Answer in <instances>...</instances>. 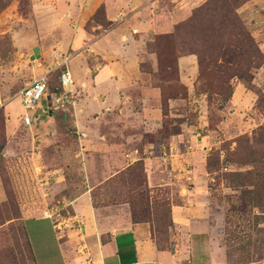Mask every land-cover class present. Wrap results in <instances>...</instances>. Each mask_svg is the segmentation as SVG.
Listing matches in <instances>:
<instances>
[{
	"label": "rangeland",
	"instance_id": "obj_1",
	"mask_svg": "<svg viewBox=\"0 0 264 264\" xmlns=\"http://www.w3.org/2000/svg\"><path fill=\"white\" fill-rule=\"evenodd\" d=\"M208 1L10 0L0 12V255L3 259L12 255V264H29L18 222L6 221L13 207L21 218L23 213L44 215L47 210L74 200L87 185L110 179L108 176L117 169L110 156L104 163L98 154L82 152L83 133L106 136L109 142L117 144L116 152L127 163L149 156L158 158L164 167L166 160L161 158V151L169 147V132L198 131L205 140L203 148L208 156L223 142L231 143L238 136L250 135L256 127L264 126V0H240L235 11L242 33L251 40V45L243 41L241 59L252 79L247 83L232 78L230 99L213 107L211 113L203 92L207 77H199L198 57L193 53L180 55L181 46L178 47L176 38H168L176 26L190 19ZM205 8L203 13L209 10L213 15L220 13L214 6ZM203 13H199L200 19L204 18ZM107 15L110 22L105 23ZM108 31L120 38L113 40V49L100 41ZM157 36L164 39L158 44L163 51L162 66H158L155 53L159 52L158 48H147ZM196 43L201 54L215 55L217 45L199 39ZM203 64L206 73L214 69L213 66L206 69V63ZM109 66L116 74L114 88L100 84L96 89V75L103 67L110 70ZM63 68L69 70L74 82L68 92L58 87L57 75ZM47 71V91L34 111H29L27 125L19 93ZM160 87H164L163 93ZM118 90L124 94L119 96L122 100L116 101ZM105 97L109 98L110 110L103 107ZM161 130L163 133L158 134ZM127 136L131 138L126 142ZM151 138L155 144L150 143ZM130 153L133 157L126 156ZM224 158L221 151L220 160ZM150 168L147 161L145 173ZM246 169L223 164L221 172ZM209 181L208 203H213L221 221L216 241L225 250L223 264H264V214L254 208L250 218L242 219L237 211H232L233 205L238 204L232 203L236 193L226 188L223 181L216 180L215 174ZM158 188L159 199L178 201L175 187ZM121 197L136 201L129 208L135 207L144 214L146 198L138 190H124ZM107 199L99 204H114L107 203ZM247 253L250 262L244 263Z\"/></svg>",
	"mask_w": 264,
	"mask_h": 264
},
{
	"label": "crops",
	"instance_id": "obj_2",
	"mask_svg": "<svg viewBox=\"0 0 264 264\" xmlns=\"http://www.w3.org/2000/svg\"><path fill=\"white\" fill-rule=\"evenodd\" d=\"M114 39L120 40L112 31L100 37V41L111 49L115 46ZM115 76L112 68L105 71L103 67L95 77L96 89L101 84L110 85L112 90ZM120 94L124 92L118 90L116 101L122 100ZM103 99V107L110 110L109 98ZM83 135L80 143L82 152L98 154L104 163L110 156L116 164L117 169L108 178L134 162L127 163L128 160L116 152L117 144L109 142L106 136ZM129 138L127 136L125 141ZM203 141L198 131L181 129L179 134L171 136L169 147L161 151V158L166 160L164 167L158 158L146 155L143 159L145 167L150 161L151 168L149 171L146 169L150 188L169 185L177 190L178 201L171 200L170 203L173 226L169 229L167 249H157L148 223L132 221L128 204L92 205L91 192L105 178L95 185H87L82 194L64 205L68 206V213L82 222L80 231L68 230L61 237H54L51 220L45 215L23 213L24 228L36 264H223L225 250L216 241L221 221L213 210V203H208L210 176L205 168L207 153ZM126 156L133 157V153Z\"/></svg>",
	"mask_w": 264,
	"mask_h": 264
},
{
	"label": "trees",
	"instance_id": "obj_3",
	"mask_svg": "<svg viewBox=\"0 0 264 264\" xmlns=\"http://www.w3.org/2000/svg\"><path fill=\"white\" fill-rule=\"evenodd\" d=\"M10 0H0V12H2L9 4ZM240 5V0H209L204 6L197 9L192 17L181 25L174 28L168 38L175 37L180 47V55L195 54L198 57L199 77H207L204 83V93L207 96V106L212 112L213 107L226 103L232 94L231 79L237 77L249 83L252 79L248 71V67L241 59L242 43L244 40L251 45V40L248 36L242 33V25L235 13ZM214 6L215 10L220 13L213 15V12H202L203 9H211ZM199 13H203L204 18H199ZM216 16V17H215ZM104 22H109L104 18ZM215 23H218L215 26ZM199 40L211 45H217V50L214 56H207L205 52L201 54L196 49L195 44ZM163 37H155L152 44H147L148 50L153 46L158 48L157 62L158 66H162L161 50L158 44L163 42ZM180 41V42H179ZM232 49V50H230ZM230 50V51H229ZM233 54V56H230ZM212 57V58H211ZM206 63V69L213 66L210 73H206L203 67ZM203 64V66H202ZM208 65V66H207ZM60 69L57 75L58 87L61 88L59 77ZM49 85V74L47 87ZM162 93L164 87H160ZM166 106L162 107L163 117H167ZM75 132V131H74ZM165 132V131H164ZM181 130L169 132V137L177 135ZM161 130L158 134H162ZM151 144H155L154 139H150ZM168 143V140L166 141ZM232 143L234 146L232 147ZM225 153L223 161L220 160V152ZM223 164L247 167L248 169L237 172H221ZM206 172L209 176L215 174V179L224 182L226 188H229L236 194L233 196L232 211L238 213L242 219L250 218V212L256 208L264 214V126L256 127L251 134H243L234 139L233 142H223L219 149H213L205 160ZM209 187V186H208ZM125 188V189H124ZM210 188V187H209ZM124 190L130 192L139 191L146 198V207L143 215L139 209L131 208V217L134 223H148L151 229V235L158 250H165L169 247V229L173 226L170 203L167 199H159L160 188L152 189L147 184L144 163L142 159L135 161L122 171L110 179L103 182L100 186L94 188L91 192L92 205L97 207L102 205L99 203L107 198V203H126L130 204L136 201L129 202L128 199L121 197ZM153 199V201H152ZM152 201V202H151ZM4 205V204H3ZM6 221L9 224L18 222L23 245L25 248V256L29 264H36L32 249L24 228L23 220L19 215L18 209L13 207L11 212L6 215ZM22 256V251L19 253ZM229 256V254H228ZM0 255V264L14 263L12 255ZM244 263H249L250 255L247 253Z\"/></svg>",
	"mask_w": 264,
	"mask_h": 264
},
{
	"label": "built area",
	"instance_id": "obj_4",
	"mask_svg": "<svg viewBox=\"0 0 264 264\" xmlns=\"http://www.w3.org/2000/svg\"><path fill=\"white\" fill-rule=\"evenodd\" d=\"M47 81L48 73L39 75L19 93L21 106L25 111L23 119L24 123L27 125L30 124V118L27 113L33 110L42 97L45 96ZM59 81L61 89L68 92L73 86L72 77L68 69H64L61 72ZM44 215L51 220L52 227L58 237H61L68 230L80 231L82 228V222L75 215L68 213L65 206L47 210Z\"/></svg>",
	"mask_w": 264,
	"mask_h": 264
}]
</instances>
